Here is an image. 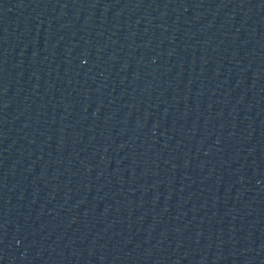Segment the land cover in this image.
Masks as SVG:
<instances>
[{
    "label": "water",
    "instance_id": "water-1",
    "mask_svg": "<svg viewBox=\"0 0 264 264\" xmlns=\"http://www.w3.org/2000/svg\"><path fill=\"white\" fill-rule=\"evenodd\" d=\"M0 264H264V0H0Z\"/></svg>",
    "mask_w": 264,
    "mask_h": 264
}]
</instances>
